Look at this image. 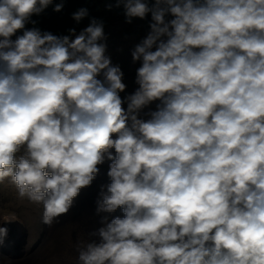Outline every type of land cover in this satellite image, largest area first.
<instances>
[{"label": "clouds", "instance_id": "9594fccd", "mask_svg": "<svg viewBox=\"0 0 264 264\" xmlns=\"http://www.w3.org/2000/svg\"><path fill=\"white\" fill-rule=\"evenodd\" d=\"M52 3L0 0V182L52 226L110 161L96 213L124 215L77 240L76 264H264V0H116L127 23L152 20L124 100L102 21L25 27Z\"/></svg>", "mask_w": 264, "mask_h": 264}, {"label": "rangeland", "instance_id": "374dc122", "mask_svg": "<svg viewBox=\"0 0 264 264\" xmlns=\"http://www.w3.org/2000/svg\"><path fill=\"white\" fill-rule=\"evenodd\" d=\"M166 19H172V17L169 16ZM125 28H127V24L115 22L104 29L107 37V40L104 41L107 44L105 54L110 57L112 65H119L124 73L122 82L126 85V89L120 93L122 100L133 94L135 92L133 88L137 85L135 81L138 68L130 64V62L134 64L131 52L151 31L149 25H139L138 32L123 34ZM81 31L76 34L78 35ZM74 38L72 36V39ZM98 79L102 80L103 76H99ZM125 105H127L126 102L123 107ZM149 110H156V106L149 105L143 112L146 113ZM111 151L115 155V149ZM98 167L100 171L92 184L81 189L80 202L74 203L67 213L70 215L75 213L78 209L77 205L80 204L82 208H85L89 218L79 222L65 221V223L56 226L53 230H50V226L43 223L44 208L42 204L31 203L27 198L21 199L10 177L0 182V216L12 214L17 218V221L12 223L0 224V226L9 229L7 236L8 245H11V260L15 264H76L77 252L74 246L77 240L88 239L87 234L89 233L90 222H95L93 231L102 226L100 224L101 217L96 213V202L99 199L102 186L99 183L103 182L104 178L105 185H107L110 178L107 175L108 172L105 173V171H109V167L105 168L104 164ZM10 232L11 239L9 238ZM23 235L26 238L20 254L16 248L20 246L18 238L20 236L24 237ZM92 239H96L97 242L99 240L98 237H93ZM0 245L4 251L10 248L3 244ZM14 254H20L21 256L15 257Z\"/></svg>", "mask_w": 264, "mask_h": 264}, {"label": "trees", "instance_id": "16d2710c", "mask_svg": "<svg viewBox=\"0 0 264 264\" xmlns=\"http://www.w3.org/2000/svg\"><path fill=\"white\" fill-rule=\"evenodd\" d=\"M58 3H63V9L60 12L53 11L54 7ZM154 3V0H149V4ZM112 5L111 10H108V5ZM116 0H53V3L49 5L41 14L33 15L31 21H36L35 24L28 22L26 28L31 29L33 27L39 28L41 32H51L57 36L71 35L69 29H75L78 31L86 28L91 20L95 18L97 21H102L104 29L108 28L115 22H121L127 24L123 34L138 32L139 25L148 26L152 22L151 13L146 18L140 19L138 17L132 19V23H127L124 15L123 5L119 8L115 6ZM81 8L88 9V16L77 22L72 18V14ZM170 16V15H169ZM167 16V17H169ZM22 31H18L16 35H22ZM13 39L16 37L13 36ZM72 38V37H71ZM136 86L133 90H136Z\"/></svg>", "mask_w": 264, "mask_h": 264}, {"label": "bare ground", "instance_id": "6f19581e", "mask_svg": "<svg viewBox=\"0 0 264 264\" xmlns=\"http://www.w3.org/2000/svg\"><path fill=\"white\" fill-rule=\"evenodd\" d=\"M104 167L105 168H108L109 167V161L106 159L105 160V163H104ZM107 172H108V170H107ZM99 184H101V185H105L106 183H105V179L103 178V182H101V183H99ZM81 193V192H80ZM81 195L79 194V196L78 197H76L75 199H74V202H73V204L74 203H79L80 202V200H81V197H80ZM77 207H78V209L75 211V213H73L72 215H70V214H66V215H62L61 217H59V221L58 222H54L53 224H52V226H50V230H53L56 226H58V225H60V224H62V223H65V221H83V220H86V219H88L89 218V215L87 214V212H86V210H85V208H82L81 206H80V204L79 205H77ZM87 209H89V208H87ZM117 212H122V210L121 209H117ZM105 214V213H104ZM112 214L113 213H111V214H108V216H109V219H111V218H114V216H112ZM93 219V218H92ZM94 226H95V222H93V223H89V228H88V231L89 232H92L93 231V229H94Z\"/></svg>", "mask_w": 264, "mask_h": 264}, {"label": "flooded vegetation", "instance_id": "af4514ba", "mask_svg": "<svg viewBox=\"0 0 264 264\" xmlns=\"http://www.w3.org/2000/svg\"><path fill=\"white\" fill-rule=\"evenodd\" d=\"M141 61H137V62H135L134 64L133 63H131L130 62V64L131 65H134L135 67H137V68H139L140 66H141ZM136 86V88H138L139 86H138V84L137 85H135ZM157 103H159V101H155V102H153L152 104H150L151 106H156V104ZM124 108H127V105H125L124 106ZM140 118H143V119H147L148 117L147 116H145L144 115V112H142L141 113V117ZM107 171H105V173H106ZM99 177V176H98ZM108 180H110V179H108ZM103 215H108V213H101L100 215H98L99 217H101V216H103ZM10 236H9V238L11 239V232H10V234H9ZM24 237H22V236H20V238H18V241H19V243H20V246H18V248H16V250H17V252L18 253H20L21 251H22V245L23 244H25V235H23ZM24 238V239H23ZM9 244V242H8V239L6 238L5 240H4V242H3V245L5 246H8V248H9V250H7V251H4L3 250V248L1 247V245H0V254H2L4 257H7V258H10L11 259V245H8ZM21 254V253H20ZM20 254H18V255H16V254H14L15 255V257H20L21 255ZM13 259V258H12ZM15 264V263H14Z\"/></svg>", "mask_w": 264, "mask_h": 264}, {"label": "water", "instance_id": "95a60500", "mask_svg": "<svg viewBox=\"0 0 264 264\" xmlns=\"http://www.w3.org/2000/svg\"><path fill=\"white\" fill-rule=\"evenodd\" d=\"M111 181L109 180L108 181V184L110 183ZM123 215H124V213H123V211L120 213V212H114L113 214H112V216H114V217H116V216H120V217H123Z\"/></svg>", "mask_w": 264, "mask_h": 264}]
</instances>
